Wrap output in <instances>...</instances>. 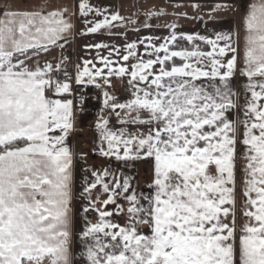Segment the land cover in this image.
Listing matches in <instances>:
<instances>
[{"label":"snow or ice","instance_id":"snow-or-ice-1","mask_svg":"<svg viewBox=\"0 0 264 264\" xmlns=\"http://www.w3.org/2000/svg\"><path fill=\"white\" fill-rule=\"evenodd\" d=\"M76 9L0 4V264H264V0L242 3L232 30L186 34L172 24L166 36L98 54L102 67L77 63L73 78L63 53L70 16L83 20L79 36L123 20L90 0ZM55 49L58 60L49 58ZM112 78L126 82L123 100L109 91ZM88 87L101 102L93 154L108 166L82 165L78 182L87 154L75 157L68 139ZM137 162L151 165L139 191Z\"/></svg>","mask_w":264,"mask_h":264},{"label":"crops","instance_id":"crops-1","mask_svg":"<svg viewBox=\"0 0 264 264\" xmlns=\"http://www.w3.org/2000/svg\"><path fill=\"white\" fill-rule=\"evenodd\" d=\"M4 0H0V4H3ZM18 6L24 4L34 5L40 3L41 0H11ZM54 3L63 4L68 6L70 12L77 11V0H53ZM90 3L94 6H100L103 8H110L118 11L119 15L123 17L121 21V27H112L111 30H102L97 34H90L87 36H79L76 33L83 28V20L78 16H70L73 24L75 25L73 35L69 42L65 44L63 53L65 56L70 57L73 63V78L75 76V68L77 63H82L84 60H93L97 63V67H102L97 62L98 54L101 56H108L112 46L123 49L126 42H133L138 39L147 36H166L169 33V25L175 24L177 26L176 31L186 34L199 33L202 35H211L213 31L217 30H232L239 24L240 17L242 15L241 5L247 6L248 0H90ZM231 4L228 10H217L213 12V8L217 4ZM198 5L195 9L192 5ZM132 7H135V11H132ZM162 11L163 15H157L149 18L145 13ZM126 20V21H124ZM147 22L150 27L145 28L144 22ZM162 42V41H161ZM105 43L109 45L108 49H86L85 45ZM139 51L143 53V46L140 45ZM61 54L60 49H55L50 59H59ZM112 59L115 61L117 56L113 55ZM115 78H112V87L109 89L112 93L120 97L123 100L126 97L125 87L126 82H120L116 85ZM236 83V81H234ZM73 84H75L73 82ZM107 115V113H105ZM231 115V114H230ZM95 118H78L76 129L68 139V144L71 146L75 157H79L81 154H87L84 160H77L75 175L78 182L82 178V165H87L89 168L103 169L108 166L107 161L98 155L93 154V138L95 132L93 130V122ZM113 123L115 118L113 117ZM87 135L89 142L83 140L84 135ZM239 162V161H238ZM144 169L139 171V176L136 174V188L141 190L145 188L147 182L151 179V165L149 163L139 162ZM118 167L113 164V171H118ZM125 172L129 170L125 169ZM240 177L237 176L239 181ZM77 191L79 188L77 187ZM104 196L101 193V199ZM86 203V202H84ZM123 203V201H120ZM81 200L76 198L74 200V213H79L81 208ZM239 207V202H238ZM108 210H113V206L109 205ZM89 219L93 222L96 220V214L90 213ZM112 219L123 224L125 221L122 217L113 216ZM81 221L77 219L76 230L73 233V251L79 256V241L77 238V232L80 229ZM76 264H86L82 259H78Z\"/></svg>","mask_w":264,"mask_h":264},{"label":"built area","instance_id":"built-area-1","mask_svg":"<svg viewBox=\"0 0 264 264\" xmlns=\"http://www.w3.org/2000/svg\"><path fill=\"white\" fill-rule=\"evenodd\" d=\"M69 72L73 75V63L71 58L69 57V63L67 65ZM114 82L116 85L120 82L119 79L115 78ZM74 93L78 92L79 89L75 84L72 85ZM84 98L86 99V104L84 105V111L83 112H77L78 118H95L96 115L99 112V109L101 107V102L99 99H96L95 97H98L100 95V92L98 89H95L94 87H88L84 90L82 93Z\"/></svg>","mask_w":264,"mask_h":264},{"label":"rangeland","instance_id":"rangeland-1","mask_svg":"<svg viewBox=\"0 0 264 264\" xmlns=\"http://www.w3.org/2000/svg\"><path fill=\"white\" fill-rule=\"evenodd\" d=\"M132 11H135V7H132ZM240 79H241V78L239 77V75H237L236 83H239ZM240 103H243V93H242V90H241ZM231 115H232V118L235 119V113H232ZM87 137H88V136L85 134L83 140L86 141V142H89V140H88ZM138 163H139V162H137V163L135 164V168H134L133 170H131V173H132L134 176H135L136 174H138V176H139V174H140L139 171H141V169H144L143 166H142V165H139ZM136 178H137V177L135 176V184H136Z\"/></svg>","mask_w":264,"mask_h":264},{"label":"trees","instance_id":"trees-1","mask_svg":"<svg viewBox=\"0 0 264 264\" xmlns=\"http://www.w3.org/2000/svg\"><path fill=\"white\" fill-rule=\"evenodd\" d=\"M159 12H161V11H158V12H156V13H159ZM149 13H150V12H147V13H145V14H146V16H148V17H149ZM124 21H126V20H124Z\"/></svg>","mask_w":264,"mask_h":264}]
</instances>
